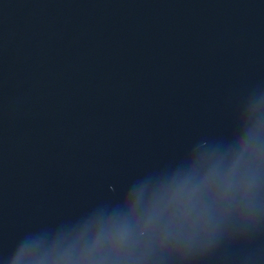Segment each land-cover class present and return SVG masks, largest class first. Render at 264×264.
Wrapping results in <instances>:
<instances>
[{
    "label": "water",
    "instance_id": "1",
    "mask_svg": "<svg viewBox=\"0 0 264 264\" xmlns=\"http://www.w3.org/2000/svg\"><path fill=\"white\" fill-rule=\"evenodd\" d=\"M0 264H264V0H0Z\"/></svg>",
    "mask_w": 264,
    "mask_h": 264
}]
</instances>
